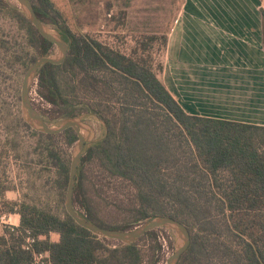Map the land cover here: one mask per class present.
<instances>
[{"label": "trees", "instance_id": "16d2710c", "mask_svg": "<svg viewBox=\"0 0 264 264\" xmlns=\"http://www.w3.org/2000/svg\"><path fill=\"white\" fill-rule=\"evenodd\" d=\"M32 3L38 18L46 25L55 24L56 31L70 46L62 64H45L39 69L40 97L53 108L61 106V116L71 118L85 110L68 107L67 91L91 94L99 102L94 106L85 104L86 111L91 108L107 127L105 137L92 144L82 158L79 179L85 164L96 160L110 175L135 185L141 221L158 215L172 216L184 223L190 234L197 225L200 232L191 234V245L178 264H201L203 259H210V249H215V244L200 233L214 223L213 204L238 240L239 252L232 251L237 254V264L241 260L244 264H264V126L186 113L157 75L162 71V63L154 66L152 59H134L104 47L86 34L73 33L60 22L61 15L50 0H32ZM28 22L40 39V53L50 54L54 44ZM166 41L163 36L161 47ZM102 102L119 104L118 112L105 116L100 108ZM25 126L29 127L27 123ZM34 133L49 139L64 136L69 145L78 140L71 128L58 135ZM177 148L185 154L186 161L168 179L164 170L179 162ZM49 155L56 157L52 150ZM56 168L59 187L65 189L69 166L58 160ZM220 175L227 177V183ZM205 189L210 193L207 200L203 199ZM165 200L170 205L167 210L163 208ZM78 203L75 189L74 207ZM11 212L14 213L12 209ZM17 213L20 226L7 229L0 237V264H34L35 256L45 254L48 257L40 264H144L137 242L127 245L116 242L111 248L103 243L109 239L77 225L65 208L62 213H54L23 203L18 205ZM79 214L107 229H132L107 227L88 215ZM250 215L258 224L257 229L247 233L244 222ZM51 233L59 234L57 242L50 240ZM152 234L154 230L144 236ZM27 238L34 240L29 250L24 248Z\"/></svg>", "mask_w": 264, "mask_h": 264}, {"label": "rangeland", "instance_id": "374dc122", "mask_svg": "<svg viewBox=\"0 0 264 264\" xmlns=\"http://www.w3.org/2000/svg\"><path fill=\"white\" fill-rule=\"evenodd\" d=\"M50 1L61 15L60 22L73 33L86 34L101 42L104 47L134 59H152L154 66L162 63L161 38L176 18L181 4V0ZM28 21L15 0L0 1V196L3 197L0 216L8 214L11 209L17 213L18 205L23 203L62 213L67 187H59L56 164L58 160L67 162L70 169L77 143L69 145L64 136L49 139L25 126L21 101L22 82L28 68L36 58L42 56L39 51L40 39ZM47 26L56 31L55 24ZM56 52L55 47L48 55ZM76 92L73 94L72 90L67 91L68 107L77 111L85 110L78 116H84V121L94 127L95 138L101 140L107 133L105 122L90 107V111L85 108V104L94 106L99 101L91 94ZM30 98L50 126H59L68 119L61 116V106L53 108L40 97L37 76L30 90ZM102 103L100 108H103L105 116L118 112L119 104ZM51 150L56 157L49 155ZM175 150L180 160L175 165L165 167L164 174L168 179L174 177V173L186 161L185 154L179 148ZM219 177L227 183L226 176ZM205 190L203 199L207 200L210 193ZM76 194L79 202L75 206L76 210L107 227L130 226L133 229L153 218L141 221L135 185L110 175L96 160L85 164L81 179L78 173ZM167 202L165 200L163 203L166 210L170 207ZM217 210L214 204L211 205L214 223L200 233V236H208L211 244H215V249H210V259H203L201 264H237V254L232 251L239 252L240 249L236 247L238 240L235 233L227 229L223 216ZM244 224L246 232L250 233L257 229L255 226L258 223L250 215ZM198 232L199 227L196 225L191 234ZM103 243L113 248L116 241ZM137 243L142 250L144 264H153L157 259L159 261L156 264H166L175 249V233L165 228H156L154 234L141 237ZM239 264L244 262L241 260Z\"/></svg>", "mask_w": 264, "mask_h": 264}, {"label": "crops", "instance_id": "0c3cea01", "mask_svg": "<svg viewBox=\"0 0 264 264\" xmlns=\"http://www.w3.org/2000/svg\"><path fill=\"white\" fill-rule=\"evenodd\" d=\"M263 11L264 0H181L158 77L186 113L264 126ZM3 216L0 237L20 226L18 213Z\"/></svg>", "mask_w": 264, "mask_h": 264}, {"label": "water", "instance_id": "95a60500", "mask_svg": "<svg viewBox=\"0 0 264 264\" xmlns=\"http://www.w3.org/2000/svg\"><path fill=\"white\" fill-rule=\"evenodd\" d=\"M15 1L19 4L22 12L38 33L43 38L54 44L57 49V52L54 55L39 56L28 68L22 82L21 101L25 122L32 130L48 135H58L71 128L77 134L78 140L72 153L69 181L65 197L66 212L77 225L88 230L92 234L126 245L137 242L147 232L155 230L156 228L171 230L175 233V249L168 257L166 264H178L183 254L191 245L190 230L178 219L168 215H158L133 229L121 231L107 229L92 223L79 214V212L75 209L73 205V197L76 189V179L79 166L82 158L87 153L88 148L100 139L95 138L94 127L84 121L83 115L68 118L59 126L52 127L48 124L40 111L33 105L30 98V90L34 84L39 69L45 64H62L67 58L70 46L58 31L51 30L38 18L32 0Z\"/></svg>", "mask_w": 264, "mask_h": 264}, {"label": "built area", "instance_id": "2783aa9c", "mask_svg": "<svg viewBox=\"0 0 264 264\" xmlns=\"http://www.w3.org/2000/svg\"><path fill=\"white\" fill-rule=\"evenodd\" d=\"M32 101V99H31ZM2 204H3V197L0 196V208L2 207ZM0 219H4V216L0 217ZM14 228V227H12ZM34 242V240L32 238H27L26 240V245L24 246V248L26 250H29L31 248V244ZM45 258L44 255H39V256H35V261H34V264H40L41 261Z\"/></svg>", "mask_w": 264, "mask_h": 264}]
</instances>
